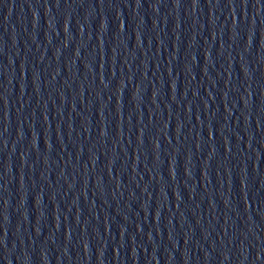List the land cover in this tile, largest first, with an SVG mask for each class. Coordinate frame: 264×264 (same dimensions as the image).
I'll return each instance as SVG.
<instances>
[{
	"label": "water",
	"instance_id": "water-1",
	"mask_svg": "<svg viewBox=\"0 0 264 264\" xmlns=\"http://www.w3.org/2000/svg\"><path fill=\"white\" fill-rule=\"evenodd\" d=\"M0 264H130L1 16Z\"/></svg>",
	"mask_w": 264,
	"mask_h": 264
}]
</instances>
